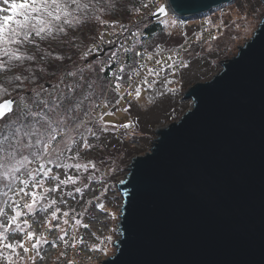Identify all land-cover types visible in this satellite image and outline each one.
<instances>
[{"label": "water", "instance_id": "95a60500", "mask_svg": "<svg viewBox=\"0 0 264 264\" xmlns=\"http://www.w3.org/2000/svg\"><path fill=\"white\" fill-rule=\"evenodd\" d=\"M233 1L167 0L150 19L196 17ZM182 100L191 107L155 130L117 185L116 253L101 264H264V18Z\"/></svg>", "mask_w": 264, "mask_h": 264}, {"label": "rangeland", "instance_id": "374dc122", "mask_svg": "<svg viewBox=\"0 0 264 264\" xmlns=\"http://www.w3.org/2000/svg\"><path fill=\"white\" fill-rule=\"evenodd\" d=\"M124 1L126 0H96L95 4L103 7L107 3L108 7H111ZM20 2L22 0H0V18L12 15L11 4ZM85 4H88L89 7L93 6L91 1H87ZM220 8L215 9L216 11L204 17L202 21L196 19L199 16L189 18L167 16L158 22L162 26L160 33L151 44H147L145 47L155 44H163L171 48L184 46L182 52L184 64L177 77L170 72L165 74L158 84L140 91L139 96L131 92V104L126 109L115 106L111 113L99 122L100 124L84 123L83 118L79 124H73L66 130H60L66 135L58 148L63 146L64 152L68 155L65 161L60 164L61 167H55V175H51V178H55H52L48 183L50 186L48 187L47 184L42 188L40 196L42 195L43 199L33 205L34 213H30L29 209H26L29 214L35 215L36 223L33 226L34 229L36 227V231L43 232L39 238L42 242L48 239L46 244L54 245V249L58 253H62V250L65 249L60 248L62 244L64 246L74 245V247L91 252L98 251L101 259L93 264H101L103 260L116 253L113 243L119 238L117 225L123 205V198L117 185L128 174L131 160L136 156H143L150 150L156 137V129L163 128L178 120L191 107L190 101L182 100V94L186 90L183 86L187 84L193 86L196 83L211 80L220 72L224 61L236 56L238 48L244 46L253 36L264 18V5L261 0H234L226 5L225 10H219ZM74 16L76 20L73 21V26L76 29L66 30L59 39L48 37L49 34L45 32L42 34L43 38L38 36V38L32 39L31 43L25 42L19 46L12 45V49H18L17 52L20 53L34 55V58L37 52L42 49L65 50L71 59L74 58V55L79 57L80 67L69 66L65 72L67 75L73 73L72 76H77L80 68L83 69L81 62L84 60L81 57V52L84 45H87L79 40V32L82 30L92 31L96 24L103 20V16H99V19L86 20L89 24L85 23L82 14H75ZM115 16L125 18L122 14H114L110 17ZM183 23H185L184 26ZM203 23L206 24L207 29L222 25L223 35L217 33L209 36L207 45L201 46V38L202 41L205 40V34H201V24ZM59 25L58 23L57 26ZM80 38L86 40L88 37L86 34H82ZM186 38L189 39L188 43H186ZM211 42L217 43L218 49H211L209 45ZM221 57L224 58L221 59ZM12 62L11 64L5 63L6 72L0 70V87L5 77H12L17 71L18 62ZM89 64L92 72L97 67L99 68L98 60L90 61ZM87 67L89 68V66ZM100 74L102 73L100 72ZM56 81L60 80L57 79ZM47 82L50 80L46 79L40 83L36 81L33 86H26L23 92L25 93L27 90L33 92L35 88L37 94H40ZM75 82L77 83L78 79ZM122 85H117L115 89L120 95L125 93V88ZM106 87L99 99L106 93ZM12 90V87L8 85L6 94L4 91L0 92V102L3 99H10L13 94ZM59 91L58 88L53 89L55 95ZM23 92L15 95L16 105H21L26 101ZM48 92H51V89ZM116 92L109 94V102L113 104L118 100ZM98 100H95L94 106L91 102L89 111L92 107L95 108ZM120 102L124 103L123 100ZM183 108L186 109L183 111ZM18 111L19 108H15V112ZM11 116L5 119L6 124L13 119ZM125 124L128 127H122ZM89 128L95 135L89 133ZM70 132L72 134L69 135ZM3 133L11 134L8 128ZM82 137L86 138L91 147L85 148L83 146L84 139ZM10 139L22 141L18 145V151L29 156L30 160L32 159L35 148L31 150L24 147V144L31 141V136L20 134L17 139L15 137H10ZM55 145H52V149ZM2 146L5 149L8 148L6 142ZM58 148L53 149V156L59 152ZM76 164H80L81 167H74ZM64 165H68V167H64ZM68 177H72V181L65 184L59 183L61 180H67ZM14 183L15 180L9 181L0 178V207H3L5 212V215L0 216V224H7L8 218L15 215L12 208L16 204L4 195V193H9L8 185L12 187ZM98 205H103V209ZM19 208L17 210L21 212ZM53 212H55V217L52 215ZM37 216H42L44 221L38 220ZM77 220L80 221L79 224L76 223ZM15 226L14 223V226L12 225L9 230L15 229ZM23 227L24 225L20 226L24 230ZM22 232L16 231L19 240ZM61 235L64 236L63 241L58 239ZM58 240L62 243L60 244ZM19 244L17 243L15 251H12L11 259L14 258L18 264H28L21 259L25 251L19 247ZM43 249L39 250L41 254H43ZM4 258L0 254V264H6Z\"/></svg>", "mask_w": 264, "mask_h": 264}, {"label": "built area", "instance_id": "2783aa9c", "mask_svg": "<svg viewBox=\"0 0 264 264\" xmlns=\"http://www.w3.org/2000/svg\"><path fill=\"white\" fill-rule=\"evenodd\" d=\"M166 3L167 0H151L148 7H144L139 15L131 19L126 20L115 16L99 22L92 31L82 30L79 32V40L87 44L85 46L82 43L84 45L81 52L82 59L86 61L98 60L100 72L107 74L106 93L98 100L91 115L83 120L84 123L100 124L99 122L110 114L115 106L126 109L131 104V92L136 93L137 90L140 92L151 88L158 84L165 74L170 72L176 77L180 74L184 64L182 57L184 46L171 48L163 44H155L149 47H142L144 40L148 39V34L145 32V28L135 29V26L140 25L145 19L151 21L150 18L154 12ZM184 25L185 23H183ZM203 28L204 25L201 24V34L206 33ZM82 34H86L88 38L86 40L81 39L80 36ZM188 42L189 39L186 38V43ZM174 53H178V55H174ZM129 58H131V64L127 66ZM157 60L160 61L159 64H157ZM149 69L154 71L149 74ZM117 85H122L125 88L123 95L115 91ZM110 92H116L118 96V100L114 104L109 102ZM120 100H123L124 103L120 102ZM64 136L58 137L57 142L62 140ZM41 163L48 170L47 176L39 170ZM33 169L36 170L33 173L35 179L27 175V172ZM55 171V167L50 166L46 160L34 161L19 175L20 179L26 183L21 184L20 180H15L11 190L6 195V198L19 205V209H21V217L17 218L15 225L19 224L22 226L25 225V220L28 221L26 231L21 233L20 240L16 236V231L9 230L5 234L7 239L4 241V243H14L15 245L23 243L25 247L29 248V251L25 252L21 257L23 262H27L28 257L35 253V249L31 248V244L35 243L36 238H40L43 233L36 231V227L34 229L33 225L36 223L34 220L35 215L29 214L26 211L27 207L24 205L31 202L32 193H41V188L52 180L51 175H55ZM35 184L39 186L34 187L33 185ZM47 186L49 187L50 185L48 184ZM21 187L24 188V192L19 191ZM25 193L29 195H25ZM37 219L41 222L44 221L42 216H37ZM28 231L34 232L37 237L34 236L33 240L29 241L26 235ZM58 242L62 243L59 240ZM61 247L65 248L62 250L65 255L58 253L53 245L46 244L43 254L32 264H93L101 259L98 251L91 252L73 245L64 246L62 244L60 245ZM0 252L5 257L4 262L6 264H18L14 258L11 259V249L0 246Z\"/></svg>", "mask_w": 264, "mask_h": 264}, {"label": "snow or ice", "instance_id": "6c2138e0", "mask_svg": "<svg viewBox=\"0 0 264 264\" xmlns=\"http://www.w3.org/2000/svg\"><path fill=\"white\" fill-rule=\"evenodd\" d=\"M144 7H148L147 4L143 5ZM89 7L88 4L82 3L81 0H22L20 3H12V15H6L0 18V54L3 56H7L9 60L15 59L17 61H21L23 59L22 56L17 55L18 49H12V45L19 46L25 42L31 43V36L35 34L36 36H40L43 38L42 34L47 32L49 35L52 34V25L53 22H62V24L67 25L68 27L73 26V21L76 20L74 13L83 12ZM162 11V9H161ZM15 17H20L19 19H14ZM99 19V17H97ZM78 22V21H77ZM57 31L63 32L65 29L63 27L57 26ZM113 55H115L113 53ZM174 55H178V53H174ZM28 59H33V57H28ZM160 61L157 60V64ZM5 66V62L0 60V68ZM153 69H149V74L153 72ZM69 76L74 75L73 73H68ZM17 80H20L21 77L17 76ZM4 89L0 87V92H3ZM74 91V86L68 87V92L72 93ZM137 96L140 95L139 90L135 93ZM33 106L39 108V111H33V108L29 106V104H23L21 111L23 112L24 117H39L34 121V125H39V128L33 127L32 131L28 133L29 136L38 137L35 140V144L27 143L24 144L26 149L35 148V151L32 153V159H29V156L23 155L18 151V145L22 143V141L11 140L8 136L0 134V178L6 179L9 181L20 180L21 184H25L24 180L20 179L18 175L22 170L25 169L26 164L32 163L33 161L40 160H48V157L52 154V145L57 142L58 137H63L66 133L60 131L58 127H53V124L57 126L61 124H67L69 120L73 117L69 114L68 109L64 107L65 103H68L69 107H71V100L67 94H61L57 97H50L49 100H33V98H28ZM18 105H14V102L9 99H3L0 102V120H5L8 115H11L15 112V108ZM45 109L47 111H45ZM63 109V111H61ZM41 112H44V115L41 116ZM27 126V125H26ZM122 127H128V125H122ZM51 129V131H48ZM43 130V131H41ZM89 133L95 135L92 132V129H88ZM46 135V139L43 137ZM84 139V147H91L87 143L86 138ZM8 144V148L5 149L2 144ZM39 145V147H35ZM56 147H59V144L56 143ZM19 157V158H18ZM48 162H51L50 160ZM56 167H61L60 164H57ZM64 167H68V165H64ZM76 168H80V164L74 165ZM94 167V165H93ZM39 170L45 176L48 175V170L45 169L44 164L41 163L39 165ZM36 170L27 172V175L35 179L34 172ZM53 179L55 177H52ZM72 181V177H68L67 180L59 181L60 184L68 183ZM39 186L38 184L33 185ZM9 190H11V186L8 185ZM20 192H24V188L21 187L19 189ZM79 191V189H77ZM7 195V193H4ZM25 195H29L25 193ZM32 203H26L24 206L29 209V211L33 210V205L36 203V194L32 193ZM14 203V202H13ZM101 209H103V205H98ZM19 205H16L12 208V211L15 215L11 216L7 220V224H0V228L3 231H0V246L3 248L11 249L15 251L16 245L14 243H4L7 239L5 233L9 231L10 227L16 222L17 218L21 216V212L17 209ZM5 215L4 208L0 207V216ZM53 217H55V212L52 213ZM67 215V213H65ZM67 223V221H65ZM77 224L80 223L79 220L76 221ZM24 224L27 225L28 221L25 220ZM87 227V225H84ZM13 231H23L20 228L19 224H16L15 229ZM27 239L29 241L33 240L35 233L32 231H28L26 233ZM60 240H64V236L61 235L58 237ZM47 241H41L39 238H36L35 243L31 244L32 249L37 250V256H39V250L42 243ZM74 246V245H73ZM19 247L23 248L25 252L29 251V248L25 247L23 243L19 244ZM53 247H55L53 245ZM61 255H65L61 253Z\"/></svg>", "mask_w": 264, "mask_h": 264}, {"label": "trees", "instance_id": "16d2710c", "mask_svg": "<svg viewBox=\"0 0 264 264\" xmlns=\"http://www.w3.org/2000/svg\"><path fill=\"white\" fill-rule=\"evenodd\" d=\"M87 1H91L93 3V6L88 7L83 12H76L74 13V15L82 14L85 19V23L89 24V22L86 20H92L99 16H103L102 17L103 20L101 21H105L107 19L112 18L110 16L114 14H122L124 15L126 20L131 19L132 17L139 15V13L144 8L143 5L144 4L148 5L151 0H126L124 2L118 3L111 7H108L107 3L106 5H103V7H101L99 4H95L96 0H81L82 3H85ZM225 7L226 5H223L221 6V8L219 7L220 8L219 10H225L224 9ZM133 10H135V12H133ZM214 11L216 10H212L207 14L200 15L199 17H196V19H198L199 21H202L204 17L212 14ZM14 19H19V17L14 16ZM58 23L60 24L59 27H63L65 31L59 32L56 30ZM203 25H204L203 30L206 31V33H205V38H204L205 40L202 41V38H201V46L207 45V42H208L207 40L209 36H213L217 33L222 34L223 32L222 25L211 27L210 29H207V26L205 23H203ZM141 28H145V32L148 34V39L144 40L142 44V47H145L147 44H151V42H153L156 39V36L160 33L162 26L158 22L152 23L150 20L145 19L140 25L135 26V29H141ZM74 29H76V27L74 26L68 27L67 25H64L60 22H53L52 34L49 35L48 37H54L55 39H59L60 37L64 35L66 30L72 31ZM35 38H38V36L33 34L31 36V40ZM209 45L211 49H218L217 43L211 42ZM17 55L22 56L23 59L21 61H17L15 59L9 60L7 56H3L2 54H0V60H3L7 64L13 63L12 61L18 62V64L16 65L17 71L15 72V74L12 77L10 76L5 77L4 82L1 83L2 84L1 87L4 89V94H6V87L8 85L12 87L13 94L11 95L10 99H15L16 101L15 95H17L18 93H22L25 90L26 86H33L36 83V81L37 83H40L41 81L48 79L50 80V82H47L44 84V88L40 92V94H37V92L35 91V88L33 89V92H30V90H27L25 93L23 92V95L26 96V101L23 104H29V106L33 108V111H39V108H36L35 106H33L32 102L28 99L29 97L33 98V100L39 101L41 99L49 100L50 97L54 98V97L60 96L62 93L67 94L71 100V107H69L68 103H65L64 107L68 109L69 114L73 118L69 120L67 124H61L59 126H57L56 124H53V127H58L59 130H62V129L66 130L67 128H70L71 126H73V124L77 125L80 123L81 119L83 118L85 119L86 117L91 115L93 111L92 110L93 107L89 111L91 102H93V106H94L95 100H98L102 96L105 90V87L107 84V78H106L107 74L106 73L100 74L98 67L96 68L94 72H92L90 68V64H89L90 61L88 62L84 60L83 62H81V65H83V69L80 68L77 76L67 75L65 72H67L66 70L69 66H73L76 68L80 67L79 57L74 55V58L71 59L69 54L65 50H61L57 48H54V49L46 48L45 50L43 49L39 50L35 58H34V55H30L29 53L17 52ZM28 57H33V59H28ZM222 58L224 57H221V59ZM130 59L131 58H129V62L127 63V66L131 64ZM87 66H89V68ZM1 69L3 72H6V69L4 67L0 68V70ZM63 71H64V74L61 75ZM60 75H61V78H60ZM17 76H20L21 79L17 80L16 79ZM57 79H59L60 81H56ZM76 79H78L77 83L75 82ZM14 84L15 86L13 87ZM69 86H74V91L72 93L68 92ZM188 86L190 87L189 84H187L186 86L184 85L183 88L187 89ZM54 88L60 89V91L56 95H55V92H53ZM49 89H51V92H48ZM47 95H49V97H47ZM23 104L18 105L16 107V108H19V111L17 113L14 112L13 114H11L12 115L11 117L13 119L11 121L8 120L9 122H7V124L5 120L0 121V127H1L0 134L6 135L9 138L15 137L17 139L20 134H28L30 131H32L33 127L39 128V125H34V121L36 119H39V117H31V118L24 117L23 112L21 111ZM185 109L186 108H183V111ZM45 111L47 110L45 109ZM61 111H63V109ZM43 115H44V112H41V116ZM9 116L10 115H8L7 117ZM176 118H178V116H176ZM7 128L10 130L11 134L3 133ZM48 131H51V129H49ZM71 132L69 133V135L72 134ZM37 138L38 137L31 136L30 142L35 144V140ZM43 138L46 139V135ZM63 140L64 139L56 143L60 145L63 143L62 142ZM36 146L39 147V145H36ZM62 147L58 148L59 152L57 151L58 152L57 154L53 156L54 153H52L48 157V160H46L50 166L56 167L57 164H61L62 162L65 161V158L68 155V153H65ZM54 148L57 149L56 145L54 146ZM33 149L34 148H31V150ZM49 160L51 162H48ZM29 164L30 163L26 164L25 169L22 170L21 173H23L27 169ZM21 173H19L18 175H20ZM42 199H43L42 195L40 196V194H36V202L42 201ZM30 203H32V199ZM30 213L33 214L34 211L31 210ZM23 228H24L23 231H25L27 226L24 225ZM0 231H3V229L0 228ZM45 244L46 242L42 243V245L40 246V249H43ZM36 253H37V250L35 249V253L28 257V260H27L28 264H32L33 262L37 261V259L40 258L41 253L39 252V256H37Z\"/></svg>", "mask_w": 264, "mask_h": 264}, {"label": "clouds", "instance_id": "9594fccd", "mask_svg": "<svg viewBox=\"0 0 264 264\" xmlns=\"http://www.w3.org/2000/svg\"><path fill=\"white\" fill-rule=\"evenodd\" d=\"M89 62V61H88Z\"/></svg>", "mask_w": 264, "mask_h": 264}]
</instances>
